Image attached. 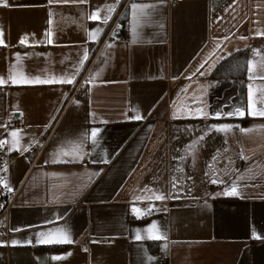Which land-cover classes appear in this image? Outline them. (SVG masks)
I'll use <instances>...</instances> for the list:
<instances>
[{
	"label": "crops",
	"instance_id": "obj_1",
	"mask_svg": "<svg viewBox=\"0 0 264 264\" xmlns=\"http://www.w3.org/2000/svg\"><path fill=\"white\" fill-rule=\"evenodd\" d=\"M0 80V264H264V0H0Z\"/></svg>",
	"mask_w": 264,
	"mask_h": 264
},
{
	"label": "trees",
	"instance_id": "obj_2",
	"mask_svg": "<svg viewBox=\"0 0 264 264\" xmlns=\"http://www.w3.org/2000/svg\"><path fill=\"white\" fill-rule=\"evenodd\" d=\"M247 50H238L228 57L222 59L213 69L211 76L213 78L223 79H243L246 75ZM151 251L157 250V243L151 241L148 243ZM63 246L49 245L38 248L42 251H51L62 249Z\"/></svg>",
	"mask_w": 264,
	"mask_h": 264
},
{
	"label": "snow or ice",
	"instance_id": "obj_3",
	"mask_svg": "<svg viewBox=\"0 0 264 264\" xmlns=\"http://www.w3.org/2000/svg\"><path fill=\"white\" fill-rule=\"evenodd\" d=\"M132 7L135 8L136 6L133 5ZM111 10L112 9H109V11H111ZM90 19H98V16L96 14H92L90 16ZM49 42H51V41H49ZM252 67H253L252 61H249V73L252 72ZM54 82H69L70 83L71 81L70 80H68V81H55V80H39V79H37V80H29V79H25L23 77H21L20 79H17L16 77L12 78V83H14V84L15 83H26V84H30V83H54ZM0 83H3V81L0 80ZM237 111L239 112V110H237ZM240 114L243 115V113H240ZM248 114L249 115H257V114H259L261 116H264V111H261V112L257 113V112L252 110L251 90L249 92V113ZM136 118H139V117H136ZM228 127H229L228 125H220V126H218L219 129H227ZM96 131L97 130H95V129L92 131V136L93 137H95ZM12 135L15 136L16 135L15 132H13ZM237 194L238 193H237L235 187H233L230 191H226L225 192V195H237ZM162 198L163 197L159 196V195L155 196V199H162ZM133 212H134V214H137V215L141 214V210L137 209V208H133ZM154 227H155V225L149 226V230L151 228H154ZM137 238H139V237H137ZM151 238L159 239L161 237L153 235ZM40 242H42V243H61V242H69V241L67 240L66 236H59V237L53 236V237H51V238H49L47 240H43V241H40Z\"/></svg>",
	"mask_w": 264,
	"mask_h": 264
},
{
	"label": "built area",
	"instance_id": "obj_4",
	"mask_svg": "<svg viewBox=\"0 0 264 264\" xmlns=\"http://www.w3.org/2000/svg\"><path fill=\"white\" fill-rule=\"evenodd\" d=\"M36 144L41 145L42 142L39 140ZM14 157L15 155L9 150L7 143L0 140V218L8 211L15 196L6 182L8 167Z\"/></svg>",
	"mask_w": 264,
	"mask_h": 264
},
{
	"label": "water",
	"instance_id": "obj_5",
	"mask_svg": "<svg viewBox=\"0 0 264 264\" xmlns=\"http://www.w3.org/2000/svg\"><path fill=\"white\" fill-rule=\"evenodd\" d=\"M127 13H128V9L125 7V8L123 9L122 13L120 14L119 18H120L121 20L125 19L126 16H127Z\"/></svg>",
	"mask_w": 264,
	"mask_h": 264
}]
</instances>
